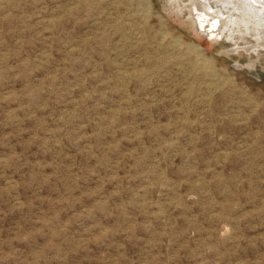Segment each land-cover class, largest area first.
<instances>
[{
  "label": "rangeland",
  "instance_id": "obj_1",
  "mask_svg": "<svg viewBox=\"0 0 264 264\" xmlns=\"http://www.w3.org/2000/svg\"><path fill=\"white\" fill-rule=\"evenodd\" d=\"M183 10L0 0V264H264V51Z\"/></svg>",
  "mask_w": 264,
  "mask_h": 264
},
{
  "label": "bare ground",
  "instance_id": "obj_2",
  "mask_svg": "<svg viewBox=\"0 0 264 264\" xmlns=\"http://www.w3.org/2000/svg\"><path fill=\"white\" fill-rule=\"evenodd\" d=\"M182 1L166 3L181 14L187 9L196 31L205 28L214 42L226 39L235 50L242 49L256 58L264 51V0H190L189 5ZM254 64L250 61V66Z\"/></svg>",
  "mask_w": 264,
  "mask_h": 264
}]
</instances>
